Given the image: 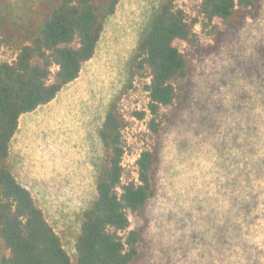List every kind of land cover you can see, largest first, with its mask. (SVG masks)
Wrapping results in <instances>:
<instances>
[{
	"label": "rangeland",
	"instance_id": "374dc122",
	"mask_svg": "<svg viewBox=\"0 0 264 264\" xmlns=\"http://www.w3.org/2000/svg\"><path fill=\"white\" fill-rule=\"evenodd\" d=\"M49 1L0 0V62L15 59L17 44L27 42L26 32ZM161 1L121 0L78 79L21 117L8 164L74 261L82 214L96 198L103 163L98 132L117 100L126 121L123 183L137 180L143 151L155 157L154 194L144 208L129 212V230L139 234L132 264H242L241 246L225 243L227 223L241 222L240 235L264 254V195L249 227L229 216L244 194L247 161L264 154V0H250L230 20L212 23L199 13L202 0L177 1L189 21L197 20V42H173L186 57L187 76L175 101L159 110L153 132L150 78L129 84V76L132 55ZM255 184L264 194V177Z\"/></svg>",
	"mask_w": 264,
	"mask_h": 264
},
{
	"label": "trees",
	"instance_id": "16d2710c",
	"mask_svg": "<svg viewBox=\"0 0 264 264\" xmlns=\"http://www.w3.org/2000/svg\"><path fill=\"white\" fill-rule=\"evenodd\" d=\"M177 1H161L130 62L129 84L138 78H150L146 90L153 132L159 130V110L175 101L187 76L186 57L173 42H197V20L189 21ZM120 2L50 0L43 5L41 18L35 19L26 32L27 42L17 44L15 59L0 62V264H132L138 256L139 234L129 230V212L144 208L154 194L155 157L150 150L143 151L136 162L137 180L123 183L126 121L117 100L110 105L98 132L103 163L96 181V198L82 214L74 261L30 190L17 180L8 164L10 144L21 117L49 104L78 79L83 66L96 54L106 19ZM251 4L250 0H202L199 13L208 23L228 21L238 7ZM136 116L143 119L145 113L137 112ZM249 146L252 149L250 142ZM247 162L244 194L234 201L229 216L249 227L254 208L264 195L255 184L264 177V154ZM225 227V243L241 246L242 264H264L263 250L238 232L241 222L233 221L231 227L228 223Z\"/></svg>",
	"mask_w": 264,
	"mask_h": 264
}]
</instances>
